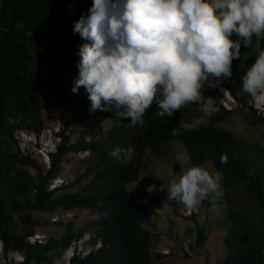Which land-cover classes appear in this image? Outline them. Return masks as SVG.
<instances>
[{
	"label": "trees",
	"instance_id": "16d2710c",
	"mask_svg": "<svg viewBox=\"0 0 264 264\" xmlns=\"http://www.w3.org/2000/svg\"><path fill=\"white\" fill-rule=\"evenodd\" d=\"M71 5V7H70ZM92 6V0H0V237L5 248H13L26 256L24 264H50L48 253L53 248H67L77 236L73 224L60 241L50 238L46 244H26L28 236L39 226L32 212L52 214L59 209L71 211L88 209L108 215L96 223L97 239L102 247L86 258H74L71 264H154L152 235L143 227L149 222L147 207L140 197L131 195L128 186L140 179L143 161L147 152L163 156L169 144L182 143L187 151L189 165L202 167L211 164L222 181L229 197L224 240L227 252L223 264H264V151L248 145L232 134L214 126L194 131L173 129L180 127L181 109L174 116L160 117L155 113L159 106L155 102L146 110L141 134L135 139H119L118 134L105 135L101 140L80 139L69 144L64 131L79 121L71 109V98L81 105L87 98L83 88L74 94L71 89L78 77L77 63L79 47L87 43L79 34H73L74 23ZM231 39H241L235 34ZM252 45H241V53L252 52ZM264 51V38L260 39ZM32 52L44 61L48 68L39 75L31 66ZM233 60L232 76L221 78L231 93L247 106L242 77L249 67ZM46 81L48 83H46ZM54 87L63 89L60 102L59 121L63 126L61 144L52 155L51 167L44 169L31 155L17 149L14 132L24 129L38 133L43 129L41 99L53 97ZM197 107L200 102L192 104ZM251 110V109H250ZM253 111V110H251ZM96 117L110 119L119 126L131 123V118L122 122L112 112L96 111ZM254 114L255 111H253ZM229 113H219L209 118L211 123L223 121ZM264 123V118H260ZM137 147L134 157L126 162L110 155L116 148ZM13 147L15 149H13ZM90 151L93 161L75 183L50 192L48 185L60 171L61 159L70 152ZM227 154L228 163L221 164L220 157ZM119 159V160H118ZM30 167L37 172L34 178L21 169ZM93 175L87 186L76 193L56 194L69 189L82 178ZM244 189V193L255 204L254 214L240 213L233 204V187ZM19 215L18 221L14 215ZM22 226V232L18 227ZM197 237L194 246L206 248L209 236L204 228L196 224ZM166 258L157 255V260Z\"/></svg>",
	"mask_w": 264,
	"mask_h": 264
},
{
	"label": "clouds",
	"instance_id": "9594fccd",
	"mask_svg": "<svg viewBox=\"0 0 264 264\" xmlns=\"http://www.w3.org/2000/svg\"><path fill=\"white\" fill-rule=\"evenodd\" d=\"M73 34L88 41L77 52L79 75L71 91L78 95L85 90L89 114L112 112L121 122L131 118L132 126H142L154 100L159 106L155 114L162 118L201 102L202 115L190 123L181 120L172 130L179 134L181 128L196 130L215 111L202 102L205 85L213 78L216 84L230 78L233 60L241 59V45L250 47L253 36L264 38V0H92L74 23ZM233 34L241 39H231ZM241 79L247 94L264 98V51ZM121 152L116 148L110 155L119 158ZM220 162L228 163L227 154ZM165 189L169 200L187 208L213 193L223 194L209 171L199 166L160 187Z\"/></svg>",
	"mask_w": 264,
	"mask_h": 264
},
{
	"label": "rangeland",
	"instance_id": "374dc122",
	"mask_svg": "<svg viewBox=\"0 0 264 264\" xmlns=\"http://www.w3.org/2000/svg\"><path fill=\"white\" fill-rule=\"evenodd\" d=\"M261 52L260 40L254 45L253 50L249 54L241 53V59L237 62L244 67H251ZM31 66L39 73L44 75L48 68L44 61L37 57L32 52ZM46 83H48L46 81ZM216 85L215 78L210 84H206L201 90V96L214 93ZM63 89L54 87L53 97L41 99V115L43 119V129H55L63 126L59 121L60 102ZM246 99V103L250 99L249 94L242 93ZM241 98V96H239ZM73 109L79 116V121L75 122L70 128L64 131V136L69 144L77 143L80 139L86 138L87 141L101 140L105 135L118 134L119 139H135L141 134L142 126L137 124L132 126L130 123L119 126L110 119H101L96 117V113L89 114L91 102L86 98L81 105L74 104L78 101L74 96H70ZM199 106L195 107L192 104L185 105L181 109L180 121L190 123L194 118L200 117L202 113L199 111ZM217 110L207 117L205 124L200 125L197 129L214 126L222 129L240 139L251 148L253 145L264 151V123L260 122V116L254 114L249 108L235 111L226 115L225 119L220 122L211 123L209 118L219 114ZM27 131V130H26ZM128 148L122 149L123 156L120 162H126L134 157L137 147L133 144H128ZM13 149H15L13 147ZM163 156H157L151 151L145 155L140 179L133 185L128 186V191L131 195L138 196L142 199L143 204L147 207L149 222L144 223L143 227L152 235V251L154 264H223V259L227 249L225 248L224 233L229 228L227 220V212L229 209V197H226L225 186L222 181V174L216 173L211 164L202 166L214 177L220 185L222 195L213 193L203 200L195 208H187L183 204L177 203L175 200L168 199L167 189L160 191V187L164 184L165 188L173 180L177 182L184 171H187L189 165L187 151L182 143L174 142L168 145L166 152H162ZM40 166L46 169V166L41 160L38 152H33ZM83 157V158H81ZM94 154L89 153L79 156L78 152H70L61 159L60 171L54 179L59 178L66 185L75 183L93 161ZM24 171L30 173L34 178L37 172L30 167H21ZM93 175L82 178L73 187L59 191L56 195L76 193L84 189L92 180ZM64 185V186H66ZM155 185V190L149 194L147 189ZM233 198V204L236 205L240 213L246 215L254 214L255 204L250 202V199L244 193L241 187H233L230 191ZM108 213L98 214L88 209H74L71 211L59 209L52 214L32 212L33 218L39 222V226L34 229V233L40 234L46 244L50 238L60 241L67 231L69 223L73 224V233L76 239L85 235L95 237L97 239L96 223L106 217ZM19 215H14V220L18 221ZM56 218L57 221L53 222ZM201 225L206 234L209 236V243L206 248L194 246V239L197 237L196 224ZM22 226L18 227V232L21 233ZM73 242L70 244L72 245ZM69 247V246H68ZM67 247V248H68ZM67 248H53L48 253L53 264L58 259H61ZM163 254L166 258L157 260V255ZM0 264L2 262L0 261ZM47 264V263H45Z\"/></svg>",
	"mask_w": 264,
	"mask_h": 264
},
{
	"label": "built area",
	"instance_id": "2783aa9c",
	"mask_svg": "<svg viewBox=\"0 0 264 264\" xmlns=\"http://www.w3.org/2000/svg\"><path fill=\"white\" fill-rule=\"evenodd\" d=\"M249 94V93H248ZM250 95V94H249ZM240 97L234 96L228 87L224 84H216L214 93L202 96V102H207L220 113H232L240 111L245 108H249L255 113L264 118V98H253L250 95L247 106L240 101ZM208 99H211L210 101ZM201 103V102H200ZM61 127L58 126L55 129L44 128L40 132H30L24 129H17L14 132V140L17 143V149L25 155H31L33 152H38L41 156L43 164L46 169L51 167V155L57 152V146L61 142ZM90 152H78L79 156L89 154ZM33 157V156H32ZM83 158V157H81ZM66 185L59 178L51 181L49 190L53 191L60 186ZM57 219L54 218L53 222ZM26 244L31 246L43 245L44 240L40 234L33 233L26 239ZM102 247L100 239L85 235L79 239H76L72 245H70L64 252L61 259H58L53 264H71L74 258H86L98 251ZM0 261L2 264H24L26 262V256L23 252L9 248L6 250L4 241L0 237Z\"/></svg>",
	"mask_w": 264,
	"mask_h": 264
}]
</instances>
